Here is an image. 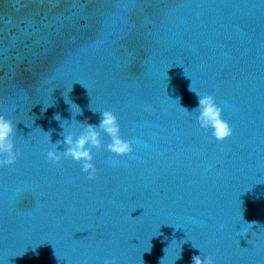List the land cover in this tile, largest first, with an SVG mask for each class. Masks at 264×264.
I'll return each instance as SVG.
<instances>
[{
    "label": "water",
    "instance_id": "obj_1",
    "mask_svg": "<svg viewBox=\"0 0 264 264\" xmlns=\"http://www.w3.org/2000/svg\"><path fill=\"white\" fill-rule=\"evenodd\" d=\"M196 92L230 138L183 108ZM72 102L133 141L94 149V180L47 158L57 114L81 131ZM0 114L21 153L0 168V264H264V0H0Z\"/></svg>",
    "mask_w": 264,
    "mask_h": 264
},
{
    "label": "clouds",
    "instance_id": "obj_2",
    "mask_svg": "<svg viewBox=\"0 0 264 264\" xmlns=\"http://www.w3.org/2000/svg\"><path fill=\"white\" fill-rule=\"evenodd\" d=\"M190 90H192L191 86ZM197 95L199 98L197 107L191 111L185 107L183 108L188 113H196L200 126L205 129H211L213 136L218 141H225L230 138L233 135V129L230 123L223 118V109L218 106L214 96L200 95L199 93ZM70 106L72 120L80 127L81 131L77 135L69 126L66 127L62 122L67 120H61L60 115L57 114L55 119L61 121L63 129L61 136L63 138L53 142L51 132L45 131L50 132L48 143L51 148L47 152V158L50 162L59 165L63 159L71 158L81 164V169L88 179L94 180L98 173L94 163V149L99 150L106 147L108 152L116 156H128L134 152L133 141L122 137L120 123L114 112L110 110L99 111V124H92L88 120L83 122L76 120L75 117L78 114L82 115V109L73 102ZM74 106L77 109L76 111H73ZM150 107V105H145V110H150ZM90 109L93 111L92 108ZM15 133L16 129L13 122L0 114V168L14 165L21 155L16 149ZM102 133L110 137V142L107 145L103 141ZM61 146L63 147L61 148ZM248 223L251 224L250 222ZM104 264H118V259L116 257L106 258ZM192 264H217V262L213 255L205 256L201 252V254L192 256Z\"/></svg>",
    "mask_w": 264,
    "mask_h": 264
}]
</instances>
